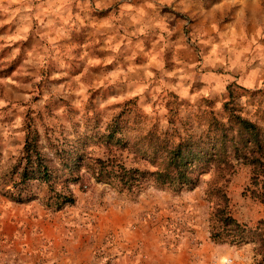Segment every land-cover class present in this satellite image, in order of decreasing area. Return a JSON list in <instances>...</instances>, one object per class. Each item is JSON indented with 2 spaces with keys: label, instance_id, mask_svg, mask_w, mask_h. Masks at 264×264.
<instances>
[{
  "label": "rangeland",
  "instance_id": "374dc122",
  "mask_svg": "<svg viewBox=\"0 0 264 264\" xmlns=\"http://www.w3.org/2000/svg\"><path fill=\"white\" fill-rule=\"evenodd\" d=\"M229 83L241 113L261 120L264 0H0V264H260L256 240L210 238L211 171L177 191L149 174L126 181L156 169L164 134H199L204 112L221 118ZM113 122L117 143L105 141ZM27 130L57 175L17 202L3 192ZM56 150L77 154L73 175ZM99 160L114 164L107 180ZM250 175L238 166L226 192L254 227L264 204Z\"/></svg>",
  "mask_w": 264,
  "mask_h": 264
},
{
  "label": "trees",
  "instance_id": "16d2710c",
  "mask_svg": "<svg viewBox=\"0 0 264 264\" xmlns=\"http://www.w3.org/2000/svg\"><path fill=\"white\" fill-rule=\"evenodd\" d=\"M225 88L221 118H216L212 111L204 112L208 121L199 134L179 137L176 141L164 134L153 148L152 161L156 169L151 172L134 171L126 181L135 183L143 175L149 174L157 185L177 191L194 188L200 174L211 171L212 176L205 190L208 197L215 199V209L210 218V238L232 244H240L248 239L256 240L261 255L260 264H264V226H261L264 225V220H260L254 227L239 222L230 212L226 192L236 168L241 165L249 166L251 175L246 189L251 197L264 204V117L256 120L243 115L241 109L233 103L232 83ZM107 129L105 141H113L118 129L117 122L111 123ZM114 142H119V139L115 137ZM55 153L68 174L73 175L72 171L78 166L77 154L72 152L64 158L58 150ZM99 162L102 164L99 179L107 180L116 171L114 164L104 160ZM108 165L110 170H105ZM120 169L124 171L125 168L121 166ZM12 173L16 174L17 179L13 181L12 189H5L3 194L17 202H26L34 197L26 188L33 180L49 185L53 177H56L52 162L42 152L39 135L35 130L26 131L22 155ZM60 198L62 200L59 203L73 202L71 196L55 193L56 203Z\"/></svg>",
  "mask_w": 264,
  "mask_h": 264
},
{
  "label": "crops",
  "instance_id": "0c3cea01",
  "mask_svg": "<svg viewBox=\"0 0 264 264\" xmlns=\"http://www.w3.org/2000/svg\"><path fill=\"white\" fill-rule=\"evenodd\" d=\"M175 83H176V86H175ZM171 84L173 85V87H177V85L178 86H184L181 81L176 80V79H173Z\"/></svg>",
  "mask_w": 264,
  "mask_h": 264
}]
</instances>
